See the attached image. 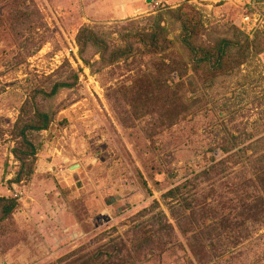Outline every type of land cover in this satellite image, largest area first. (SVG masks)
Instances as JSON below:
<instances>
[{
	"label": "rangeland",
	"instance_id": "1",
	"mask_svg": "<svg viewBox=\"0 0 264 264\" xmlns=\"http://www.w3.org/2000/svg\"><path fill=\"white\" fill-rule=\"evenodd\" d=\"M188 7L209 39H234L236 28L255 42L234 71L202 79L189 69L184 98L201 102L162 126L157 116L139 118L124 97L155 60L137 53L107 65L91 44L82 55L77 35L91 26L116 46L138 45L132 36L150 31L153 17ZM165 21L174 40L180 24ZM75 78L73 89L33 97ZM31 100L54 118L36 134L32 177L13 183L14 127ZM262 141L264 0H0V198L19 203L14 220L24 235L0 264H70L111 241L126 249L119 264H199L196 234L213 251L209 264H264V222L240 206L264 196L252 160Z\"/></svg>",
	"mask_w": 264,
	"mask_h": 264
},
{
	"label": "trees",
	"instance_id": "2",
	"mask_svg": "<svg viewBox=\"0 0 264 264\" xmlns=\"http://www.w3.org/2000/svg\"><path fill=\"white\" fill-rule=\"evenodd\" d=\"M188 9V11L183 9L168 10L153 17L154 23L150 31L140 32L132 36L137 40L138 45L129 42L124 47L116 46L108 42L91 26L83 27L77 35L82 55L91 44L96 48V55H99L101 61L107 65L140 54L155 60L153 65L155 71L140 77L132 87L127 88L124 97L128 103L136 108V114L139 118L146 115L157 116L162 126L175 125L186 114L195 112L194 108L201 102L197 98L187 100L184 98L182 90L186 89V82L191 84L195 76L202 79L203 76L212 78L217 72L238 69L248 61L249 52L255 42L249 41L247 36L243 37V34L236 28L233 31L234 39L227 37L209 39L210 34L206 35V28L198 15L191 12L192 7H188ZM165 15L180 24V33L174 40L169 37L173 29L164 25L166 23ZM126 22L131 24L135 21ZM125 28L127 31L128 28ZM203 35L207 38L201 39ZM126 36L129 37V31H127ZM84 62L88 65L90 63L85 58ZM189 69L194 77L189 76ZM172 74H176L180 79L175 85L169 84L170 79L168 77ZM75 79L73 83L67 79L57 82L49 92L41 90L38 95L33 97L38 98L41 95L45 99L52 98L62 89H73L77 82V78ZM32 102V100L27 101L22 105V116L14 127L15 132L19 131V135L15 136L16 147L12 152L20 164V169L13 183H20L32 177L37 162V153L41 149V143L35 141L36 134L47 130L54 118L53 113L44 111L38 103ZM30 103L32 110L27 107ZM24 114L25 116L28 115L26 122L23 120L25 119ZM260 144H264V142L262 141ZM224 149L227 152L230 150L226 147ZM252 160L256 161L254 165L256 182L264 189V151L262 154H259L258 151L254 152ZM213 169L215 168H210L205 174L208 175L215 171ZM249 183L253 184L252 181ZM256 192L258 193V191ZM249 198L242 199V204H240L242 213L248 219L264 222V220H260L264 219V196L259 193L255 194V198L251 202ZM18 208L19 203L16 199L0 198V254H7L24 241V235L14 220V214L19 210ZM193 215H195L194 212ZM238 222L239 226H245L243 220ZM192 238V245L198 244L193 246L192 250L199 264H209L212 261L211 252L213 251L206 250L199 234ZM125 250L123 245H116L114 241H111L110 244L98 248L93 254L81 255L70 264H119Z\"/></svg>",
	"mask_w": 264,
	"mask_h": 264
},
{
	"label": "crops",
	"instance_id": "3",
	"mask_svg": "<svg viewBox=\"0 0 264 264\" xmlns=\"http://www.w3.org/2000/svg\"><path fill=\"white\" fill-rule=\"evenodd\" d=\"M160 2H162L163 0H159ZM165 1H167V0H165ZM126 6V9H127V7H128V5L127 4H125L124 5V7ZM132 6H134V5H132ZM126 9H125V11H126ZM42 163H43V160H38V163H37V168H38V170H37V174H39V172H41L43 169L41 168L42 167ZM41 170V171H40Z\"/></svg>",
	"mask_w": 264,
	"mask_h": 264
}]
</instances>
